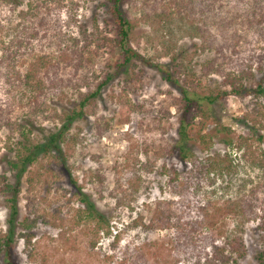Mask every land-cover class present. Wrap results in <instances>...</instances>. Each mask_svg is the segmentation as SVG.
Listing matches in <instances>:
<instances>
[{
  "label": "rangeland",
  "instance_id": "obj_1",
  "mask_svg": "<svg viewBox=\"0 0 264 264\" xmlns=\"http://www.w3.org/2000/svg\"><path fill=\"white\" fill-rule=\"evenodd\" d=\"M160 2L123 0L138 66L121 70L70 124L66 132L73 146L66 167L45 165L33 191L27 189L26 174L22 177L18 223L26 217L37 222L28 245L17 225L15 264H218L214 260L220 256L229 260L226 264H262L256 255L264 249V171L243 157L239 141L247 133L243 117L252 97L243 101L229 94L212 104L203 131L210 137L207 147L196 138L183 143L189 152L184 161L181 90L166 81L159 65L169 67L182 84L184 73L192 76L199 96L219 88L229 93L224 71L251 70L257 80L264 78V0ZM106 3L22 0L13 6L0 0V173L12 184L18 180L11 164L15 154L6 147L18 133L12 134L7 121L34 118L38 141L63 130L64 114L79 105L82 94L95 92L123 59ZM20 38L27 39L24 55L8 63L4 50ZM45 55L59 64L66 83L40 98L45 110L36 116L30 95L19 102V82L4 72L12 66L25 72ZM230 152L231 171L203 170L207 158ZM78 187L110 222V237L91 239L87 230H71L73 211L86 208ZM155 210H171L173 225L149 232L135 227L136 218L148 219ZM8 217L0 196V230L7 231ZM233 238L243 239L245 257L228 249L214 254ZM5 258L0 248V264H7Z\"/></svg>",
  "mask_w": 264,
  "mask_h": 264
},
{
  "label": "trees",
  "instance_id": "obj_2",
  "mask_svg": "<svg viewBox=\"0 0 264 264\" xmlns=\"http://www.w3.org/2000/svg\"><path fill=\"white\" fill-rule=\"evenodd\" d=\"M8 5H20L22 0H2ZM161 1V0H160ZM154 0L159 5L161 2ZM123 0H107L105 6L108 8V13L111 18V24L115 32V39L113 42L121 49L123 59L117 63V70L114 73L106 74L103 80L97 83L96 91L93 93H84L80 98L79 105L73 108L70 112H66L63 118V130L57 133H51L45 136L43 140L38 141L34 136V118L27 116L24 120L7 121L8 127L11 129L12 134L17 131L18 138L7 145V150L15 154V161H12V168L17 170V183L14 185L9 181L8 176L5 173H0V196L5 198V203L9 211V217L7 220V231L0 230V248H4L6 252V263L15 264L13 258V252L16 247V227L19 224L22 232L21 238H24L26 245L31 242L33 237L32 230L36 225V218H24V220L18 223L19 210V198L21 194V179L26 174V183L28 191H33L36 185L42 181L44 177L45 165L51 166L52 163L67 166L68 156L72 150L73 139L67 136V130L70 124L83 117L85 114V108L91 103L92 99L100 96L102 88L106 87L114 79L118 73L128 67L129 65L137 67L135 61L138 58V54L129 45L130 34L133 30V23L126 16L122 9ZM104 39H109L104 37ZM27 39H17L15 42L7 48L3 53V59L8 63L13 60H17L23 57L21 48H25ZM99 41H97L98 43ZM99 45L97 46V48ZM14 48V49H13ZM87 49V47H85ZM91 53V52H89ZM16 62V61H15ZM14 62V63H15ZM10 65V64H9ZM12 66V65H11ZM25 66V63L23 64ZM161 72L165 75V79L168 82L174 83L181 90L183 105L180 123H179V135L181 137L180 144V156L186 161L188 158V150L185 145L192 138L199 139V141L207 147L210 137L203 134L207 122L211 119L210 107L216 101H226L229 94L236 96L241 100H246L248 97H252L253 100L251 106L248 107L244 114L243 121L246 123L248 129L245 135L239 136L240 149H243V157L249 158L251 164L258 165L264 171V105L261 100L264 98V78L257 80L256 75L251 70L241 71H224L221 72L223 77V85L230 88V92L217 89L210 92L208 95L199 96L196 85L192 76L184 73V84L180 83V78H174L173 73L169 70V67H163L159 65ZM60 66L55 62L52 57L40 56L37 61L25 72L17 71L14 66L11 70L5 73V77L9 78L11 75H15L22 89L21 96L18 101H24L26 95L29 96L32 115L44 113L45 106L40 102L42 96L47 95L51 91L62 84L66 83L60 76ZM177 69V68H176ZM207 67L203 69L204 75L209 72ZM198 85H202L203 79L198 77ZM70 81V80H69ZM250 83V84H248ZM29 93V94H28ZM81 94V93H80ZM254 103V104H253ZM250 109V110H249ZM252 111V113H251ZM193 113L194 116H189ZM200 116V117H199ZM196 117H199L200 124L196 125L194 121ZM36 118V117H35ZM230 130V129H226ZM194 135V136H192ZM228 147H231L232 141L229 139ZM65 146V149L63 148ZM232 152L225 154L223 157L220 154H214L206 159L203 164V170L208 172L223 173V170L231 171L233 169ZM257 155L262 156L261 159ZM46 163V164H45ZM176 172V171H175ZM76 185V182L73 181ZM77 195L81 202L86 204V208H77L72 214V223L70 224L72 229H81L84 233L88 232V236L93 238H99V236L110 237L112 235L111 224L91 203L85 196L81 187H78ZM148 207V206H147ZM164 210H155L151 213L148 219L143 216H139L133 222L135 227H140L145 231H156L170 228L173 224V220L170 214ZM52 223L56 224V219L52 217ZM86 234V233H85ZM116 238V237H114ZM28 243V244H27ZM92 247H95L93 240L91 241ZM225 249L229 252L237 254L239 258H243L246 255V248L242 238H233L228 240L226 246L222 250H216L214 254H224ZM221 257V256H220ZM218 258V264H226L229 260ZM256 260L264 264V249L256 255ZM221 261V262H220ZM213 262V260H211Z\"/></svg>",
  "mask_w": 264,
  "mask_h": 264
}]
</instances>
